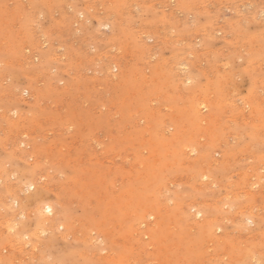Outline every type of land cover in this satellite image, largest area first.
I'll list each match as a JSON object with an SVG mask.
<instances>
[{"label": "rangeland", "instance_id": "374dc122", "mask_svg": "<svg viewBox=\"0 0 264 264\" xmlns=\"http://www.w3.org/2000/svg\"><path fill=\"white\" fill-rule=\"evenodd\" d=\"M0 264H264V0H0Z\"/></svg>", "mask_w": 264, "mask_h": 264}, {"label": "bare ground", "instance_id": "6f19581e", "mask_svg": "<svg viewBox=\"0 0 264 264\" xmlns=\"http://www.w3.org/2000/svg\"><path fill=\"white\" fill-rule=\"evenodd\" d=\"M109 70H110V69H109ZM107 72H108V71H107ZM107 72H106V73H107ZM204 108H206V106H205ZM160 130H161V129H160ZM260 179H261V178H260ZM251 187H252V186H251ZM250 193H251V192H250ZM167 200H168V199H167ZM185 209H186V208H185ZM146 210H147V209H146ZM52 212H53V211H52V208H51V207H45L44 210H43V213H42V214H43L44 217H45L46 215H47L46 217H48V214H51ZM49 216H52V214L49 215ZM152 216H153V215H152ZM155 216H156V215H155ZM183 216H184V215H183ZM46 217H45V218H46ZM144 217H145V216H144ZM48 219H49V218H48ZM50 219H51V218H50ZM50 219H49V220H50ZM51 220H52V219H51ZM46 222H47V221H46ZM46 222H45V224H47ZM52 222H53V221H52ZM54 222H55V221H54ZM187 222H188V221H187ZM146 223H148V222H146ZM192 223H193V222H192ZM72 224H73V223H72ZM78 224H79V222H78ZM141 224H142V223H141ZM186 224H187V223H186ZM136 225H137V224H136ZM152 225H153V224H152ZM63 227H64V226H63ZM66 227H67V226H66ZM144 227H145V226H144ZM147 227H148V226H147ZM152 227H153V226H152ZM67 228H68V227H67ZM42 229H43V228H42ZM138 231H139V230H138ZM144 233H145V232H144ZM140 234H141V233H140ZM136 235H137V234H136ZM142 235H143V234H142ZM137 236H138V235H137ZM144 236H145V235H144ZM143 238H144V237H143ZM92 240H93V239H92ZM139 242H140V241H139ZM142 242H143V241H142ZM96 243H98V242H96ZM149 245H150V243H149ZM88 254H89V253H88ZM86 255H87V254H86Z\"/></svg>", "mask_w": 264, "mask_h": 264}]
</instances>
